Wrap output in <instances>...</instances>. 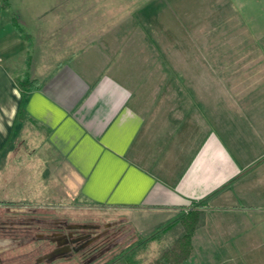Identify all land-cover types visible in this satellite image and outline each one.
Wrapping results in <instances>:
<instances>
[{"label":"crops","instance_id":"crops-1","mask_svg":"<svg viewBox=\"0 0 264 264\" xmlns=\"http://www.w3.org/2000/svg\"><path fill=\"white\" fill-rule=\"evenodd\" d=\"M6 2L0 6L6 202L106 207L144 239L199 210L193 264H264V79L224 82L218 68L186 67L182 82L166 83L167 93L157 96L152 79L141 81L154 68L112 63L104 47H61L78 42L63 14L67 4L56 5L53 30L42 15L33 17L28 44L12 19L17 3L23 12L34 7ZM125 9L123 23L141 28L143 20ZM19 75L37 79V87L22 96ZM22 188L37 190L28 196Z\"/></svg>","mask_w":264,"mask_h":264},{"label":"rangeland","instance_id":"rangeland-1","mask_svg":"<svg viewBox=\"0 0 264 264\" xmlns=\"http://www.w3.org/2000/svg\"><path fill=\"white\" fill-rule=\"evenodd\" d=\"M10 1L15 3L21 0ZM23 2L32 5L34 11L23 12V6L17 3L13 14L16 15L20 27L29 33L36 28L33 26H37L36 22L33 23V17L37 18L40 15L44 18L43 21H46L44 23L46 28L55 29L53 24L58 17L53 14L56 12V5L67 4L69 10L63 14L68 19V24L73 23L74 27L69 28V31L78 35V42L62 43L61 47L70 49L71 46L77 51L91 46L104 47L103 50L112 63L125 62L130 67L127 69H134L137 66L149 71L150 68H154L153 75L141 74V81L147 83L152 79L157 96L167 93L162 87L166 83L182 82L181 72L186 67L218 68L223 73L224 82L264 79V75L260 74L261 68H264V0H23ZM104 7L110 9V13L107 10L103 11ZM120 7L127 10L132 7L133 14H136L133 18L139 21L142 19L144 25L135 30L126 26L123 22L124 18L128 17L124 16L128 12L126 9L115 10ZM70 8L74 10L70 11ZM98 40L100 42H97ZM141 53L146 57L138 59ZM7 190L4 188L0 193V200L3 202L10 196L8 193L5 194ZM26 190L30 194L28 196H31L37 189L22 188V191ZM39 201L41 200L38 199L37 202ZM37 202L19 205L10 202L0 204V227L3 226L0 228V251L15 246L1 252L3 258L12 259L11 264H32L35 257L51 249L53 245L38 239V235H35L55 230L48 222L62 221L68 224L65 226L74 223L79 225V229L85 230L99 226V231L104 230L106 235L97 240L98 249L107 246L112 248L113 244L115 247L93 264H101L108 259L107 257L129 246L130 251L136 250L137 257L150 261L158 248L167 244L180 228L176 222L167 231L144 239L133 231L130 224L121 219L122 216L118 212L106 207H94L78 201L58 206ZM6 208L17 210L18 213H15L17 217L11 216L14 214L7 212ZM36 219L43 220V223L35 224ZM10 222L16 227L13 230L16 234L14 240L7 234L8 230L5 228L10 226L8 224ZM28 223L31 239L27 244L21 245L25 240L21 232L27 229ZM98 238L100 234L92 239ZM60 258L61 255L56 257L52 264L89 262L88 259L79 256ZM187 264L193 263L190 261Z\"/></svg>","mask_w":264,"mask_h":264},{"label":"trees","instance_id":"trees-1","mask_svg":"<svg viewBox=\"0 0 264 264\" xmlns=\"http://www.w3.org/2000/svg\"><path fill=\"white\" fill-rule=\"evenodd\" d=\"M6 1L7 0H0L1 8L5 9L8 7V2ZM20 26L17 17L14 16L12 19V27L22 36L23 40L30 44L29 34ZM14 80H16L19 93H21L22 96L25 94V91H30L36 88L38 83L37 79H28L25 75L17 76ZM5 203L6 202H0V204ZM177 222L180 226V228H178L179 232L174 233L173 237L167 242V244L161 245L158 248L152 260L145 261L142 257H137L136 250L130 251L131 247L129 246L119 250L110 257H107L108 259L102 264H187L190 261L192 262L194 251L191 240L196 228H198L202 222L200 212L197 210H191L186 214L181 215ZM111 249L109 251H111ZM109 251L101 254L99 258L107 255Z\"/></svg>","mask_w":264,"mask_h":264},{"label":"flooded vegetation","instance_id":"flooded-vegetation-1","mask_svg":"<svg viewBox=\"0 0 264 264\" xmlns=\"http://www.w3.org/2000/svg\"><path fill=\"white\" fill-rule=\"evenodd\" d=\"M35 224H41L43 223V220H37L35 221ZM51 223V225L54 226L55 230H50L52 232L50 233H39V234H35L38 235L37 238L38 239H43L45 241H48L51 245H53L51 247V249L43 254L38 255L37 257L34 258V261L32 264H52L55 260L53 259L51 262H46V259H42L40 260V258L49 253L52 252L54 250H59V255L62 256V258L66 259V258H72L74 256H79L82 257V259H88V263H94L97 260H99V256L101 254H103L104 252H108L111 247L107 246L105 248H99V246H97V243L99 241V239H102L106 233L102 231H99V226H95L94 228H91L92 230H85V229H79L78 227H70L72 225H74V223L71 225V223H69V226H65L68 225L66 222H62V221H55V222H48V224ZM64 225V227H63ZM6 230H8L7 234H10L9 236H11V239L14 240V235H16L14 233L13 230H15V228H10V226L7 228L5 227ZM27 229L22 230L21 233L23 236V239H25L24 241L21 242V245H25L27 244V242L30 241L31 239V235H29L31 233L30 231V223H28V225H26ZM100 234V238L98 239H92L95 235ZM27 236V237H26ZM98 240V241H97ZM115 245L113 244L112 248ZM15 246H10L4 250H10L11 248H14ZM1 250L0 251V264H11L12 259H5L1 256V252L4 251ZM60 258V259H62ZM40 260V261H39ZM104 262V261H103ZM102 262V263H103ZM101 263V264H102ZM31 264V263H30Z\"/></svg>","mask_w":264,"mask_h":264},{"label":"water","instance_id":"water-1","mask_svg":"<svg viewBox=\"0 0 264 264\" xmlns=\"http://www.w3.org/2000/svg\"><path fill=\"white\" fill-rule=\"evenodd\" d=\"M70 227H79V225H78V224H74V225H72V226H70ZM58 254H59V250H54V251H52V252H49V253L43 255V256L40 258V260H42V259H46V260H45L46 262H51L53 259H55L56 257H58ZM40 260H39V261H40Z\"/></svg>","mask_w":264,"mask_h":264}]
</instances>
